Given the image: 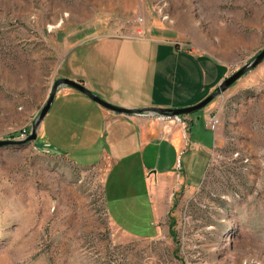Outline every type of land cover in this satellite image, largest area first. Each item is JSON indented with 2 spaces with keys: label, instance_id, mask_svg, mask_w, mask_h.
I'll return each instance as SVG.
<instances>
[{
  "label": "rangeland",
  "instance_id": "1",
  "mask_svg": "<svg viewBox=\"0 0 264 264\" xmlns=\"http://www.w3.org/2000/svg\"><path fill=\"white\" fill-rule=\"evenodd\" d=\"M96 32L191 51L201 71L214 65L217 88L264 49V0H0V140L30 134L62 61ZM199 80L194 94L211 91L212 80L205 88ZM57 105L41 123L44 137L38 130L35 142L0 149V264H264V61L188 115L195 142L211 148L215 137L211 160L192 190L178 162L170 166L169 214L153 240L113 224L105 166L69 159L93 164L105 140L95 126L84 138L79 124L61 127ZM208 109L215 131L206 130Z\"/></svg>",
  "mask_w": 264,
  "mask_h": 264
},
{
  "label": "crops",
  "instance_id": "2",
  "mask_svg": "<svg viewBox=\"0 0 264 264\" xmlns=\"http://www.w3.org/2000/svg\"><path fill=\"white\" fill-rule=\"evenodd\" d=\"M94 34L83 35L71 48L58 70L57 81H77L107 102L129 109L190 107L216 89L214 65L207 63L201 71L199 57L191 51L149 36ZM201 77L204 88L212 80L211 91L194 94L192 90L199 87ZM177 83L184 90L177 91ZM57 102L55 119L61 127L79 124L76 126L86 131L95 126V136L103 137L106 145L91 165L69 158L72 151L61 154L82 167L103 164V191L113 224L131 238L157 239L169 214L167 197L174 182L170 166L180 161L176 168L185 174L182 187L198 188L209 167L215 137L212 147L204 148L194 141V121L189 116L119 115L71 88H60L52 106ZM45 126L43 123L39 128L43 137ZM206 130L210 131L207 124ZM85 134L89 133L83 132L81 137ZM78 145L88 147L89 143L82 140Z\"/></svg>",
  "mask_w": 264,
  "mask_h": 264
},
{
  "label": "water",
  "instance_id": "3",
  "mask_svg": "<svg viewBox=\"0 0 264 264\" xmlns=\"http://www.w3.org/2000/svg\"><path fill=\"white\" fill-rule=\"evenodd\" d=\"M264 61V49L261 50L250 62H248L245 66L240 68L238 71H236L234 74L230 75L229 77L225 78L219 86L204 100L199 102L196 105L185 107V108H146V109H129V108H123L116 106L114 104H111L107 102L106 100L102 99L95 93H93L91 90H89L87 87L83 86L77 81L70 80V79H58L54 82V85L52 86L50 96L42 108L40 115L38 116V119L34 122L32 125V130L30 134L23 139H8V140H0V149L10 146H23L27 145L29 143L35 142L38 138V130L41 126V123L49 113L51 106L53 104V101L55 99V96L57 94V91L60 88H71L73 90H76L82 94L85 95V97H88L90 100L98 104L99 106L114 111V113L124 116H140L141 115H149L152 117L157 118H176L180 119L181 117L188 116L191 113L199 112L203 109H205L208 104L212 103L216 98L220 97L223 93L226 92L229 88H231L237 81H239L242 76H245L247 73L251 72L252 70L256 69L258 66H260Z\"/></svg>",
  "mask_w": 264,
  "mask_h": 264
},
{
  "label": "built area",
  "instance_id": "4",
  "mask_svg": "<svg viewBox=\"0 0 264 264\" xmlns=\"http://www.w3.org/2000/svg\"><path fill=\"white\" fill-rule=\"evenodd\" d=\"M140 21H143V20H140ZM144 29H142V28H139L138 30H137V33L139 34V35H143L144 34ZM141 37V36H140ZM219 118H218V116L216 115V114H214V113H212L211 114V116H209V119H208V121H207V127L209 128V129H211L212 131H215L216 130V128H217V126H218V124H219ZM23 137H27V133H26V131H23V133L21 134Z\"/></svg>",
  "mask_w": 264,
  "mask_h": 264
},
{
  "label": "trees",
  "instance_id": "5",
  "mask_svg": "<svg viewBox=\"0 0 264 264\" xmlns=\"http://www.w3.org/2000/svg\"><path fill=\"white\" fill-rule=\"evenodd\" d=\"M22 133H23V132H22ZM22 133H21V134H22ZM173 236H174V234H173ZM174 239H175V238H174Z\"/></svg>",
  "mask_w": 264,
  "mask_h": 264
}]
</instances>
